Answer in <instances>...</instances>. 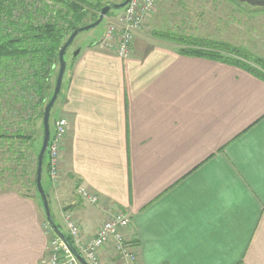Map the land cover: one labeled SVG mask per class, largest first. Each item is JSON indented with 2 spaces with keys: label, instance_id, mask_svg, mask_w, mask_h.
Returning <instances> with one entry per match:
<instances>
[{
  "label": "crops",
  "instance_id": "1",
  "mask_svg": "<svg viewBox=\"0 0 264 264\" xmlns=\"http://www.w3.org/2000/svg\"><path fill=\"white\" fill-rule=\"evenodd\" d=\"M100 39L70 59L50 112L52 128L57 118L68 122L53 195L70 200L54 203L58 220L73 217L86 239L123 211L136 264H264V81L144 33L126 58ZM30 61L12 71L13 91ZM8 76L0 65V81ZM79 187L98 201L81 198ZM40 206L0 191V264H43ZM100 259L125 264L108 244Z\"/></svg>",
  "mask_w": 264,
  "mask_h": 264
},
{
  "label": "rangeland",
  "instance_id": "2",
  "mask_svg": "<svg viewBox=\"0 0 264 264\" xmlns=\"http://www.w3.org/2000/svg\"><path fill=\"white\" fill-rule=\"evenodd\" d=\"M27 1L33 4V0ZM88 1L96 3L98 0ZM100 1H102V4H112L119 3L122 0ZM13 2L23 3L24 1L0 0V4H5L10 9L13 5ZM48 4L51 5V3ZM13 11L11 10L9 14H13ZM117 11L119 10H111L110 13L104 17L100 24L89 30L82 31L75 36L73 42L67 48L64 54V60L66 62L65 71L67 70L68 62L75 55H77L76 51H78L81 46L84 47V45L89 44L96 39L102 38L103 33L106 31L107 27L110 26L109 24L114 19V12ZM4 14V21H7L9 14ZM11 18L15 21L17 20V18L13 15ZM90 21V19L86 20V22ZM37 22H44V20L40 19ZM105 26L107 27L105 28ZM139 32L144 33V35L149 39L166 42L173 45L174 47H176L175 42L158 37L155 35V32H171L179 36L186 35L193 38L218 40L230 43L234 46L244 47L254 57L264 59V0H158L154 9L147 15L144 28H141ZM99 42H101V39ZM58 68L59 63L58 59H56L50 63L47 69L48 76L45 75V77L47 76L46 80H41V82L37 80L34 82V84L31 82V86L35 88H37L38 85L42 83L43 89H41V91L45 92V99L51 96ZM29 75L33 80V72L29 71ZM37 91L40 92L38 88ZM4 98H6L7 101H4ZM2 99L3 102L0 100V117L3 116V119L0 121V123L2 122V127L6 128L9 133H14L20 125V128L25 132V134L33 136V149L28 147V145L27 153L25 152L26 155H24L23 159L19 160L18 154H9L6 143H3V146L0 148V191L15 190L27 196L32 195L41 202L40 196L32 182L36 166V152L41 146L43 136L42 122L40 126L41 130L39 127V131H41V133H39V135L38 133L35 134V132H33L34 123L32 125L25 123L21 124L19 120L21 109L20 106L15 103V101H11L12 97L8 98L6 95H3ZM44 104L45 102H43L42 105ZM53 115L54 114L52 112L51 119L53 118ZM67 134L68 130L66 132V136ZM17 146V144L14 145L15 150H17ZM22 150L24 151L25 149ZM60 150L62 149L60 148ZM7 156L11 157L8 158ZM58 157V178L56 182L50 180L52 185L49 187L48 178L46 176V174H48L46 173V164V166H42L41 185L47 194L48 199H50L49 206L54 222H57L61 226V229L66 232L65 224L63 221L60 222V220L57 218L56 208L54 205V203L59 205L60 200L61 205H64L70 200L61 198L63 197V194L61 195V193L53 195V192H56L59 188V181L61 178V172L59 168L61 151L59 152ZM41 206H43L42 202Z\"/></svg>",
  "mask_w": 264,
  "mask_h": 264
},
{
  "label": "trees",
  "instance_id": "3",
  "mask_svg": "<svg viewBox=\"0 0 264 264\" xmlns=\"http://www.w3.org/2000/svg\"><path fill=\"white\" fill-rule=\"evenodd\" d=\"M51 1V5H47L48 3L46 4L43 1L39 6L35 7L29 1L24 0L23 4L13 2L11 9L7 6L1 7L0 65L9 76L8 79L0 81V100L3 102L2 96L6 95L8 98L12 97L11 101H15L20 106L21 114L19 120L21 124L32 125L37 117L39 107L43 102H45V107L51 97L45 99V92L41 91L43 89L42 83L37 87L40 91L38 92L37 88L31 86V82L34 84L37 80L40 82L41 80H46L48 76L47 69L52 61L58 59V51L70 32L89 23L86 22L87 19L91 21L95 20L101 7L106 4H102L100 0L96 3L89 2L88 0ZM16 8H19L17 11H20L16 16L17 20H13L11 14V17L4 22L2 12L9 14L11 10L13 11ZM109 13L110 11L107 15ZM40 19H43L44 22H37ZM155 33L158 37L175 42L177 51L183 55L223 62L224 64L245 70L252 76L264 81V59L254 57L244 47L234 46L218 40L193 38L186 35L179 36L171 32ZM28 56L31 61L25 70L29 77L27 78L26 74H23L18 80L20 88L13 91L12 71L15 67H19L17 64H19L21 58ZM29 71L33 72V80L30 78ZM45 75L47 76L45 77ZM4 101H7V99L4 98ZM43 111L44 109L39 112V119H42ZM2 119L3 116L0 117V121ZM49 128L51 134L52 130L50 125ZM3 143H6L9 154L13 155L17 153L19 160H21L27 153L28 145V147L33 149V136L25 134L20 128V125L14 133H9L6 128L2 127L1 122L0 148L3 146ZM15 144L18 145L17 150L14 148ZM22 149L25 150L23 151ZM38 152L39 150H37L36 156ZM7 157L10 158L11 156ZM46 164L45 154L43 165L46 166ZM36 168L37 158L32 182L34 186L36 184ZM56 224L61 228L58 223ZM64 233L71 242L72 239L69 235L66 232ZM71 243L74 245L73 241Z\"/></svg>",
  "mask_w": 264,
  "mask_h": 264
},
{
  "label": "built area",
  "instance_id": "4",
  "mask_svg": "<svg viewBox=\"0 0 264 264\" xmlns=\"http://www.w3.org/2000/svg\"><path fill=\"white\" fill-rule=\"evenodd\" d=\"M158 0H129L126 6L114 14L113 20L107 27L99 45L103 49L113 48L120 58H126L131 53L133 36L145 26L147 15L154 9ZM42 0H33L35 7ZM46 2L50 3L48 0ZM20 11L14 10L16 17ZM68 122L65 118H57L49 136L46 149L47 173L51 181L58 178V155L61 145L66 137ZM81 198L91 203L98 201L96 195L85 187L77 188ZM67 234L74 242L77 251L88 264H105L100 259V250L104 245H110L115 257L125 264H136L137 257L126 239V230L130 224V218L121 210L112 211L97 228L92 237L84 239L79 225L70 215H65ZM48 237L47 253L42 259L43 264H80L70 252L67 245L45 225Z\"/></svg>",
  "mask_w": 264,
  "mask_h": 264
},
{
  "label": "water",
  "instance_id": "5",
  "mask_svg": "<svg viewBox=\"0 0 264 264\" xmlns=\"http://www.w3.org/2000/svg\"><path fill=\"white\" fill-rule=\"evenodd\" d=\"M128 1L129 0H122L119 3H112V4L106 3L105 5L101 7L95 20L85 25H82L70 32V34L68 35V37L66 38V40L64 41V43L62 44V46L60 47L58 51L57 58H58L59 68H58V72L56 75L52 95L49 101L47 102L46 106L44 107V111H43V117H42L43 136H42L41 146L37 154L35 187H36V191L39 194L42 205H43L47 224L52 229V231L67 245L70 252L74 255V257L78 260L80 264H88V262L80 255V253L77 251L75 246L69 241V239L67 238L63 230L59 228L58 225L54 222L52 215H51V211H50L48 196L43 190L42 185H41L42 166H43V161H44L46 149L48 146L49 136H50V128H49L50 112H51V109L54 103L56 102L58 98L61 84H62V79L65 73L66 62L64 60V54L67 48L73 42V39L75 38V36L82 31L89 30L97 26L98 24H100L109 11L123 9L128 3ZM77 52L78 51H76V53Z\"/></svg>",
  "mask_w": 264,
  "mask_h": 264
},
{
  "label": "bare ground",
  "instance_id": "6",
  "mask_svg": "<svg viewBox=\"0 0 264 264\" xmlns=\"http://www.w3.org/2000/svg\"><path fill=\"white\" fill-rule=\"evenodd\" d=\"M70 240V239H69ZM71 242H72V240H71Z\"/></svg>",
  "mask_w": 264,
  "mask_h": 264
}]
</instances>
